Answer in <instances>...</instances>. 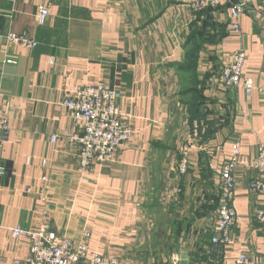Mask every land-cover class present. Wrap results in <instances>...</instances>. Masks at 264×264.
Here are the masks:
<instances>
[{
	"label": "crops",
	"instance_id": "obj_1",
	"mask_svg": "<svg viewBox=\"0 0 264 264\" xmlns=\"http://www.w3.org/2000/svg\"><path fill=\"white\" fill-rule=\"evenodd\" d=\"M199 1L0 0V111L9 125L0 149V264L28 257V241L8 232L16 226L73 241L88 232L89 250L117 264H179L181 254L188 264H233L239 250L264 264L256 220L263 199L248 191L257 177L249 165L264 144V2L232 0L246 2L235 35L229 5L193 13ZM40 4L50 6L42 27ZM11 33L27 34L37 47L5 45ZM239 50L250 94L219 82ZM96 83L120 91L132 139L112 162L81 171L80 146L70 138L82 128L62 102L77 86ZM195 106L199 136L179 176ZM233 144L242 151L236 218L222 247L211 239L219 171Z\"/></svg>",
	"mask_w": 264,
	"mask_h": 264
},
{
	"label": "built area",
	"instance_id": "obj_2",
	"mask_svg": "<svg viewBox=\"0 0 264 264\" xmlns=\"http://www.w3.org/2000/svg\"><path fill=\"white\" fill-rule=\"evenodd\" d=\"M264 2V0H262ZM230 6V31L240 34V21L246 9V2L233 3L232 0H201L190 6L193 13L207 8H216L220 5ZM50 16L49 4H40L37 7L36 22L42 27ZM5 45L15 46L26 50H33L37 43L27 34H8L4 38ZM246 61L244 51H236L229 63L221 70L219 82L225 88L236 89L242 87L247 94L252 92L250 80H242V70ZM3 75L0 70V79ZM264 93V88L258 89ZM117 89H112L103 83L77 86L62 106L66 109L69 118L82 128L80 136L71 137L70 140L80 146L78 154L81 171H87L92 165H106L112 162L115 153L128 144L132 139V131L123 122L124 115L118 108L117 102L121 98ZM9 125L7 117L0 111V149L5 140ZM199 136L197 123H193L191 139L181 149L177 174L184 176L188 169V160L194 149L195 140ZM56 137L51 138L55 142ZM242 151L238 144L231 146V155L219 171V203L217 207V235L211 239L216 246H226L230 242V230L235 222V212L231 202L235 190L234 173L241 164ZM249 167L257 174L256 179L248 184L250 194L259 195L263 199L262 208L256 213V220L262 225L264 235V144L259 145L256 159ZM2 170L0 169V175ZM46 197H43V201ZM1 228V225H0ZM14 239L27 240L29 254L24 261H15L13 264H117L113 258L100 256L88 248L90 235L84 232L79 241H73L64 235H58L45 229L29 231L16 226L8 229ZM233 264H253L246 253L239 250Z\"/></svg>",
	"mask_w": 264,
	"mask_h": 264
},
{
	"label": "trees",
	"instance_id": "obj_3",
	"mask_svg": "<svg viewBox=\"0 0 264 264\" xmlns=\"http://www.w3.org/2000/svg\"><path fill=\"white\" fill-rule=\"evenodd\" d=\"M200 115H201V110H200V107L198 106H195V107H191V109H190V122L189 123H191V125H192V123H193V121H197V122H199V117H200Z\"/></svg>",
	"mask_w": 264,
	"mask_h": 264
},
{
	"label": "rangeland",
	"instance_id": "obj_4",
	"mask_svg": "<svg viewBox=\"0 0 264 264\" xmlns=\"http://www.w3.org/2000/svg\"><path fill=\"white\" fill-rule=\"evenodd\" d=\"M226 89L229 90L230 88H226ZM230 90H231V89H230ZM193 123H197V127L199 128V124H198L199 122H197V121H193ZM193 123H192V125H193ZM192 125H191V130H190L189 137H188L185 141L182 140L181 143L184 141L182 144L180 143V144H181L180 146H182L181 148H184V146H185V145L189 142V140L191 139ZM179 160H180V158L178 159V162H177V163H179ZM177 166H178V164H177Z\"/></svg>",
	"mask_w": 264,
	"mask_h": 264
},
{
	"label": "water",
	"instance_id": "obj_5",
	"mask_svg": "<svg viewBox=\"0 0 264 264\" xmlns=\"http://www.w3.org/2000/svg\"><path fill=\"white\" fill-rule=\"evenodd\" d=\"M177 248H178V246H177ZM179 260H180L179 264H188V259H187V256L185 254H181Z\"/></svg>",
	"mask_w": 264,
	"mask_h": 264
}]
</instances>
